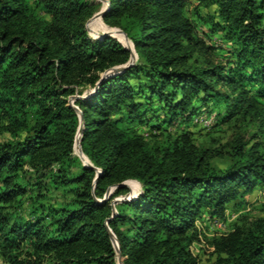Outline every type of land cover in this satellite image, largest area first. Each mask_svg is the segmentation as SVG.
Returning <instances> with one entry per match:
<instances>
[{
  "label": "trees",
  "instance_id": "1",
  "mask_svg": "<svg viewBox=\"0 0 264 264\" xmlns=\"http://www.w3.org/2000/svg\"><path fill=\"white\" fill-rule=\"evenodd\" d=\"M108 1L101 20L127 35L137 62L100 79L131 50L111 36L92 39L85 23L95 4L0 0V122L9 136L0 141L2 264H118L110 233L123 264H200L190 248L200 241L196 219H220L227 204L264 190V0H196L215 6L217 18L197 17L231 45L226 58L186 14L192 0ZM97 82L74 101L79 146V114L67 98ZM208 101L224 103V121L257 125L252 140L234 137L223 170L211 159L224 153L200 146L188 129L159 143L137 130L188 125ZM156 107L163 118L150 124ZM123 181L128 187L102 200ZM48 186L68 198L25 217L27 193ZM128 188L134 198L113 212L111 200ZM259 210L210 238L207 264H264V202Z\"/></svg>",
  "mask_w": 264,
  "mask_h": 264
},
{
  "label": "rangeland",
  "instance_id": "2",
  "mask_svg": "<svg viewBox=\"0 0 264 264\" xmlns=\"http://www.w3.org/2000/svg\"><path fill=\"white\" fill-rule=\"evenodd\" d=\"M90 3H93L97 6V11L88 19L86 23L87 28L94 32V35L98 36L92 39L101 38L100 35L104 33H109L113 38L119 41L123 46H128L123 33L119 31V28H112L106 26L100 17L101 12L106 7V0H99L96 2L94 0H88ZM196 0H192L190 6L188 7L186 14L190 16L195 22L198 30V34L208 43H212L216 47V55L218 57L226 58L229 54L228 50L231 48L229 43H226L222 39L220 32H211L209 23L203 22L200 17H209L213 16L217 18L215 14L214 5H197ZM197 6V8H195ZM93 28V29H92ZM87 30V29H86ZM88 33V30H87ZM89 36V35H88ZM90 37V36H89ZM133 63L137 62V57L135 54L133 56ZM132 83L135 80H131ZM94 88H86L81 94H74L80 96L79 98H84L93 92ZM69 96L68 102L70 104L72 96ZM82 96V97H81ZM201 104H199L200 106ZM160 110L158 107L154 109L153 112L149 113V116L152 117L150 124L159 123L162 120V116L158 117ZM156 117H154V116ZM226 115V109L223 102L213 103L208 101L206 104H202L198 113L192 117V120L188 125L181 120H176L172 124L162 125L161 128L151 129L147 124L137 127V130L144 134L148 139H151L153 142H162L164 140L165 134H173L182 129H188L193 132L194 138L198 144L202 147L209 149H217L224 153V157H213L211 159V164L218 170L225 169L230 163V157L227 153L230 151V145L236 135H239L244 140H252V135L257 131L256 122L249 118H242L240 116L234 117L229 121H224ZM2 122H0V141H3L9 138L8 133L1 128ZM73 155L78 159L82 164L81 160L74 153ZM83 165V164H82ZM98 168H95V170ZM99 170V169H98ZM100 171V170H99ZM109 193L110 195L114 192L115 188L110 186ZM140 186L138 193L140 192ZM129 189V188H128ZM130 192V189L127 193L121 194L115 197H130L127 194ZM109 195V196H110ZM68 194L63 188H54L46 187L41 191L32 190L27 193L26 197L28 200L24 202L19 210L25 217L29 216L31 210L37 208L40 204L45 206L54 205L57 206L63 199L68 198ZM114 197V198H115ZM113 198V199H114ZM112 199V200H113ZM129 199V198H128ZM111 200V201H112ZM261 202H264V190L260 188H255L252 193L246 194L245 202H240L238 199L234 202H231L226 205L224 217L222 218H209L206 212H203L201 217L196 219V225L201 232L200 241L194 242L191 245L192 252L198 256L200 264H207L212 261L215 257L213 254V248L209 245V240L213 236L224 234L233 229L234 225L239 222L240 217L243 214H247L249 217H258L262 216L263 213L259 210V205ZM117 204V203H116ZM115 257V262H116ZM0 264H2L0 260Z\"/></svg>",
  "mask_w": 264,
  "mask_h": 264
},
{
  "label": "water",
  "instance_id": "3",
  "mask_svg": "<svg viewBox=\"0 0 264 264\" xmlns=\"http://www.w3.org/2000/svg\"><path fill=\"white\" fill-rule=\"evenodd\" d=\"M108 7H109V1L108 0H106V8L101 12V14H100V17L102 18V16L104 15V13H105V11L108 9ZM88 22V20L86 21V23ZM86 23H85V27H86ZM119 31L121 32V33H123V35H124V37L127 39V40H129L128 39V37H127V35L123 32V31H121L120 29H119ZM107 35H110L109 33H104V34H102V35H100L101 37H103V36H107ZM130 41V40H129ZM122 45V44H121ZM125 48H127V49H130V48H128V47H126V46H124ZM131 50V56H130V58H129V60H128V62L127 63H125V64H123V65H119V66H114V67H111L110 69H108V70H106L105 72H103L102 74H101V78L100 79H102V78H104L106 75H108V74H111V73H115V72H118V71H122L124 68H126V67H128V66H130V65H133L134 63V61H133V55L135 54V52H134V50L133 49H130ZM99 82V81H98ZM98 82L96 83V85H95V87H94V90L96 89V87H97V85H98ZM93 90V91H94ZM80 96H78V95H74V96H72V100H71V102H70V105L78 112V114H79V120H80V124H79V127H78V130H77V133H79V135L81 136V131H82V119H81V114H80V111H79V109L77 108V106L74 104V101L77 99V98H79ZM82 97V96H81ZM75 142V141H74ZM78 143H79V146H80V138H79V141H78ZM81 148V147H80ZM82 164L84 165V166H89V167H93L91 164H84L83 162H82ZM94 168V167H93ZM99 173H100V171L98 170V169H96V175H95V177H94V180H93V184H95L96 183V180H97V177H98V175H99ZM126 181V180H125ZM125 181H123V182H121V183H119V184H116V185H113V187L114 188H116V187H118V186H126V187H128V185L125 183ZM110 188L111 187H108L107 188V190H106V192H105V194H104V196H103V198H102V200H105V199H107L108 197H109V195H110V193H109V190H110ZM129 194V193H128ZM128 194H127V196H128ZM137 196V195H136ZM135 196V197H136ZM134 197H132V198H126V197H120V198H118V197H115L112 201H111V206H112V210H113V212H115V204L116 203H119V202H121V201H127V200H130V199H133ZM110 236H111V240H112V244H113V247H114V251H115V253H119V251H118V246H117V242H116V240L114 239V237H113V235L110 233ZM119 256H120V254H119ZM120 258H121V256H120ZM121 262H122V264H123V261H122V258H121Z\"/></svg>",
  "mask_w": 264,
  "mask_h": 264
},
{
  "label": "bare ground",
  "instance_id": "4",
  "mask_svg": "<svg viewBox=\"0 0 264 264\" xmlns=\"http://www.w3.org/2000/svg\"><path fill=\"white\" fill-rule=\"evenodd\" d=\"M106 8V7H105ZM124 36V35H123ZM125 38V37H124ZM125 40H126V42H127V44H128V48H130L129 46V43H130V41L129 40H127L126 38H125ZM130 49H132V47L130 48ZM134 56V55H133ZM133 58V57H132ZM79 138H80V135H79V133H76V136H75V141L76 142H78L79 141ZM79 144V143H78ZM78 154L79 155H81V153L80 152H78ZM128 196H130V193L128 194ZM133 196L131 195L130 196V198H132ZM115 256L116 257H118V264H122V262H121V258H120V256H119V253H115Z\"/></svg>",
  "mask_w": 264,
  "mask_h": 264
}]
</instances>
